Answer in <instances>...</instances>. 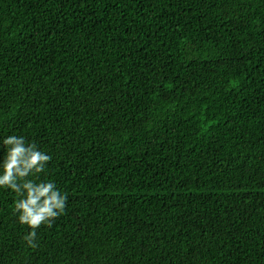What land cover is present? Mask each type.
<instances>
[{
	"label": "trees",
	"instance_id": "obj_1",
	"mask_svg": "<svg viewBox=\"0 0 264 264\" xmlns=\"http://www.w3.org/2000/svg\"><path fill=\"white\" fill-rule=\"evenodd\" d=\"M8 136L67 200L0 264H264V0H0Z\"/></svg>",
	"mask_w": 264,
	"mask_h": 264
},
{
	"label": "clouds",
	"instance_id": "obj_2",
	"mask_svg": "<svg viewBox=\"0 0 264 264\" xmlns=\"http://www.w3.org/2000/svg\"><path fill=\"white\" fill-rule=\"evenodd\" d=\"M8 147L0 162V187L11 189L19 197L14 203L18 221L31 231L24 236L30 247H36V229L51 226L52 221L64 212L67 196L61 194L51 181L35 182L26 177L44 171L50 157L37 150L35 144H26L24 137L8 136L3 140ZM22 181V182H21Z\"/></svg>",
	"mask_w": 264,
	"mask_h": 264
}]
</instances>
